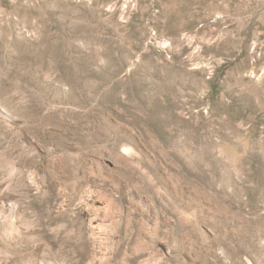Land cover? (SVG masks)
Segmentation results:
<instances>
[{
	"label": "rangeland",
	"instance_id": "rangeland-1",
	"mask_svg": "<svg viewBox=\"0 0 264 264\" xmlns=\"http://www.w3.org/2000/svg\"><path fill=\"white\" fill-rule=\"evenodd\" d=\"M0 264H264V0H0Z\"/></svg>",
	"mask_w": 264,
	"mask_h": 264
}]
</instances>
